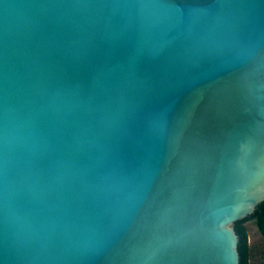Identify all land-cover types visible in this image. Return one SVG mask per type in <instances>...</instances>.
Segmentation results:
<instances>
[{
	"label": "water",
	"instance_id": "95a60500",
	"mask_svg": "<svg viewBox=\"0 0 264 264\" xmlns=\"http://www.w3.org/2000/svg\"><path fill=\"white\" fill-rule=\"evenodd\" d=\"M263 202L264 0H0V264H239Z\"/></svg>",
	"mask_w": 264,
	"mask_h": 264
},
{
	"label": "trees",
	"instance_id": "16d2710c",
	"mask_svg": "<svg viewBox=\"0 0 264 264\" xmlns=\"http://www.w3.org/2000/svg\"><path fill=\"white\" fill-rule=\"evenodd\" d=\"M249 218L254 220L255 226L259 232V234L264 238V202L261 203L255 210L254 214L251 215ZM245 220V219H244ZM242 221L237 222L234 225V229L236 234L239 237L238 243V252L240 256V263L239 264H247V240L246 234L244 229L241 227Z\"/></svg>",
	"mask_w": 264,
	"mask_h": 264
},
{
	"label": "rangeland",
	"instance_id": "374dc122",
	"mask_svg": "<svg viewBox=\"0 0 264 264\" xmlns=\"http://www.w3.org/2000/svg\"><path fill=\"white\" fill-rule=\"evenodd\" d=\"M243 229L245 234L251 235L247 240V264H264V238L259 234L254 221Z\"/></svg>",
	"mask_w": 264,
	"mask_h": 264
}]
</instances>
